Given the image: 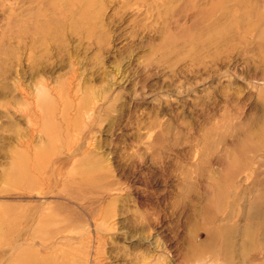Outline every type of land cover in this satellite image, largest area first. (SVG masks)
<instances>
[{"label":"rangeland","instance_id":"obj_1","mask_svg":"<svg viewBox=\"0 0 264 264\" xmlns=\"http://www.w3.org/2000/svg\"><path fill=\"white\" fill-rule=\"evenodd\" d=\"M0 264H264V0H0Z\"/></svg>","mask_w":264,"mask_h":264}]
</instances>
